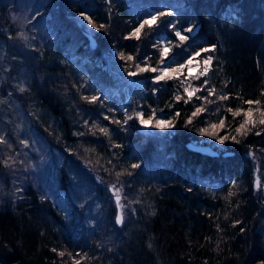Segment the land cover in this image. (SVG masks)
<instances>
[{"label":"trees","instance_id":"trees-1","mask_svg":"<svg viewBox=\"0 0 264 264\" xmlns=\"http://www.w3.org/2000/svg\"><path fill=\"white\" fill-rule=\"evenodd\" d=\"M33 2L38 27L31 36L13 26V1L0 0V94L62 154L58 189L67 192L72 175L101 206L82 221L72 198L66 215L33 178L4 190L0 264H261L264 194L254 187L248 152L264 150L255 111H264V0ZM159 13L168 15L144 24ZM142 24L137 39L132 33ZM213 45L214 52H201ZM199 48L213 59L207 75L191 79V92L184 72L157 80L164 58L176 69ZM246 100L260 104L251 105L257 124L244 135L235 129ZM140 107L153 125L162 113L171 127L144 130ZM190 139L219 151L190 149ZM115 185L134 196L120 198L118 209ZM129 202L131 212L123 207Z\"/></svg>","mask_w":264,"mask_h":264},{"label":"rangeland","instance_id":"rangeland-1","mask_svg":"<svg viewBox=\"0 0 264 264\" xmlns=\"http://www.w3.org/2000/svg\"><path fill=\"white\" fill-rule=\"evenodd\" d=\"M12 1L9 16L13 26L18 33L20 31L25 35L33 36L38 27V23L34 21V13L38 8V3H34V0ZM151 18L152 16L149 17V20ZM3 30L5 31V29ZM2 46L0 43V64ZM200 49L195 51L178 66L180 69L179 72H173L175 75H180L184 72V81H186V87L189 92L193 90L191 79L197 77L205 66L204 59L207 56L196 55ZM189 61H191L190 64L188 63ZM166 62L167 58L161 61V73L164 69H175L170 65H166ZM181 65H184V67L181 68ZM17 104L12 97H3L0 94V137H3L5 141L0 142V162L2 163V169H0V196L4 190L11 187H14L17 191L19 184L25 180L27 181L28 178H33L44 194H49L61 204L66 215L69 213L66 211L65 202L72 198L77 205L81 206L77 208V213L84 212L81 220L84 221L90 218L91 221V216L97 214V210L101 206V201L97 197L92 196L94 190L90 186L72 178V175H70L67 192L63 189H58L57 172L59 171L60 163H63V156L57 149L52 150L48 147L44 137L31 124L29 118ZM137 111V113L142 114L141 107ZM148 118L143 116L145 120H148ZM158 120L167 121L162 113L156 115V121ZM139 123L144 130L150 131L153 128L151 121L146 125L142 124L139 119ZM159 129L164 130V128ZM209 143L212 144V142ZM248 153L255 160L253 182L257 183V185L254 187L264 194V150L249 151ZM121 188L120 185H115L111 189L116 199L117 195H119V198L126 197V200L134 197L132 194L122 192ZM117 206V209L121 207L118 204ZM123 207L131 212L133 205L129 202L124 204ZM118 216H120L119 212ZM75 217L79 218L77 215Z\"/></svg>","mask_w":264,"mask_h":264},{"label":"snow or ice","instance_id":"snow-or-ice-1","mask_svg":"<svg viewBox=\"0 0 264 264\" xmlns=\"http://www.w3.org/2000/svg\"><path fill=\"white\" fill-rule=\"evenodd\" d=\"M164 15H168V13H159L158 16H153V17L151 18L150 21H145L144 24H152V23H155V22L158 20L159 16H164ZM85 18L87 19V17H85ZM13 19H15V17H13ZM89 23H92V21L89 20ZM144 24L140 25V27L137 28V29L132 33V35H133L134 37H136L137 39H139V37H140V32H141V29L144 27ZM93 26L95 27V25H93ZM100 27H104V26L101 25ZM186 31H187V32H192L193 29L190 27V28L186 29ZM175 35H176L181 41H184V40L188 39V37L185 36V35H182L180 31H176ZM215 50H216V46L213 45L211 48H202V49H201V52L209 53V52H214ZM167 51H168L167 49H164L162 55H167ZM196 55L199 56L200 53L198 52V53H196ZM129 59H131V57H129ZM212 59H213V57H212L211 55H208V56L204 59V65H205V66H204L203 71L200 72V75H207V73H208V71H209V65L211 64ZM188 63L190 64L191 61H189ZM180 67L183 68L184 65H181ZM147 70H148L147 68L141 69V71H147ZM151 70H152L153 72L156 71L155 68H153V69H151ZM179 71H180L179 68H177V69H164L163 72L161 73V75H160L159 77H157V80L164 79V78L166 77V75H167L169 72H179ZM21 90L23 91V89H21ZM185 91H188V90L185 89ZM213 91H214V89H213V90H210V93H209V94H211ZM192 94H193V93H189V96H191ZM262 95H264V93H262ZM180 98H181V97H179V96L176 97L177 100H179ZM219 98H220L221 100H226V99H228V97H227L226 95H222V96H220ZM85 99H89V98H88V97H85ZM95 100H96V97H92V98H91V101H95ZM244 103L247 104V105H249L250 107L247 109V111H245V112L243 113V115H244L245 118H244L243 122L239 125V127H237V128L235 129V131H236L238 134H244V135H246L247 132L251 130L248 126L251 125L252 128H255V127H256V124H257V121L252 119V113H253L254 110H253V108L251 107V105H253V104L259 105V104H260V101H259V100H256V101H253V100H246V101H244ZM200 111H202V109H197V111L193 113V116H195V115H196L198 112H200ZM228 111H229V112H232V109L229 108ZM255 111L259 113V117H260L259 120H258V123H259L260 125H264V111H262L259 107H257V108L255 109ZM232 114H233V116H237V115H240L241 113H240V110L238 109L237 111L233 112ZM136 115H137V117L140 119V122H141L142 124H146V125H147V124L153 119L152 116H149L148 120H145V119H143V116H142V114H140V113H137ZM129 119H132V117H129ZM189 122H191V121H189ZM171 125H172V122H171V121L158 120V121L155 123V125H153V126L156 127V128H161V129H163V128L171 127ZM219 126H220V127H223V126H224V121H223V120L220 121ZM211 128L215 129V128H217V125H216V124H213V125H211ZM102 131H105V132H106L105 129H102ZM201 131H202V132H205L206 130L202 129ZM257 135H259V132H257ZM227 138H228V137H220V138H219L220 143H223L224 140L227 139ZM231 139H233V140H234L235 142H237V143L240 142L239 140H236L235 137H231ZM0 142H5V141L3 140V137H0ZM131 167H132V168H137V167H139V165H137V164H133ZM117 175H120V174L118 173ZM129 175H131V173H129ZM233 194H234V193H231V192L229 193V195H233ZM119 203H120V198H119V195H117V204L119 205ZM121 207H122V206H121ZM121 222H122V216H118V217H117V223H121ZM54 251H55V250H54ZM59 255H60L61 257H63V256H64V253H63V252H60ZM74 264H80V262L77 260V261H74ZM261 264H264V261H262Z\"/></svg>","mask_w":264,"mask_h":264},{"label":"water","instance_id":"water-1","mask_svg":"<svg viewBox=\"0 0 264 264\" xmlns=\"http://www.w3.org/2000/svg\"><path fill=\"white\" fill-rule=\"evenodd\" d=\"M186 146L190 149L197 150L199 152L206 153L209 155H215L219 151L217 148H215L209 142H201V141H196L193 139L188 140L186 142ZM230 152H231V150L222 151L223 154H227ZM256 185H257V183H254V186H256Z\"/></svg>","mask_w":264,"mask_h":264}]
</instances>
